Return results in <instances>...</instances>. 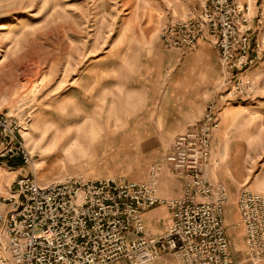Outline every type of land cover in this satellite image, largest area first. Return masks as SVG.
I'll list each match as a JSON object with an SVG mask.
<instances>
[{
  "label": "rangeland",
  "instance_id": "rangeland-1",
  "mask_svg": "<svg viewBox=\"0 0 264 264\" xmlns=\"http://www.w3.org/2000/svg\"><path fill=\"white\" fill-rule=\"evenodd\" d=\"M239 1L250 5L246 27L252 46L260 44L261 59L243 74L251 80L247 93L231 101L222 98L219 115L232 102L247 107L234 139L237 151L248 161L241 188L264 194V0ZM140 2L0 0V119L5 124L0 128V195H10L20 177L32 174L41 184L69 177L145 180L150 164L160 160L170 140L189 124L184 117L134 115L140 102L126 85L140 49L131 33L152 30L149 23L139 21ZM209 42L218 70L211 97L215 92L225 95L235 76L224 68L220 51ZM172 50L178 60L191 54ZM115 60L119 61L116 74L105 77V68L112 70ZM228 79L232 81L224 83ZM154 136L159 140H151ZM21 143L28 161L22 153L1 155ZM239 220L235 198L225 220L233 258L244 243Z\"/></svg>",
  "mask_w": 264,
  "mask_h": 264
},
{
  "label": "built area",
  "instance_id": "built-area-1",
  "mask_svg": "<svg viewBox=\"0 0 264 264\" xmlns=\"http://www.w3.org/2000/svg\"><path fill=\"white\" fill-rule=\"evenodd\" d=\"M249 12L250 5L239 0H199L162 26L160 40L171 49L194 51L202 38H209L224 68L233 72L234 86L225 95L214 93L203 116L175 137L166 158L150 164L145 180L69 177L41 184L35 174L20 177L15 191L0 195V264H111L123 259L149 264L165 253L173 254L177 264H238L225 226L231 197L215 178L220 162L213 156L212 140L220 130V100L246 94L251 80L243 74L261 59L260 44L252 46L246 27ZM21 153L28 161L22 143L1 155ZM166 164L184 181L182 194L170 199L159 196ZM157 205L170 211L161 235L152 234L143 220ZM237 207L248 259L264 261V194L242 187Z\"/></svg>",
  "mask_w": 264,
  "mask_h": 264
},
{
  "label": "crops",
  "instance_id": "crops-1",
  "mask_svg": "<svg viewBox=\"0 0 264 264\" xmlns=\"http://www.w3.org/2000/svg\"><path fill=\"white\" fill-rule=\"evenodd\" d=\"M139 5V21L149 23L152 30L135 29L131 33V36L138 38L136 43L140 49L134 54V71L128 77L129 85H126L129 86L130 93L133 91V99L140 102L134 115L184 117L185 124H190L192 120L203 116L207 102L218 85V70L211 59L214 48L205 37L199 41L196 51H191V54L178 60V56H174L175 51L160 41L159 31L165 23L198 6L199 0H141ZM116 60L112 70L105 68V77L116 74L119 62ZM158 105L160 110L155 108ZM246 112L247 107L241 102H232L223 107L219 115L221 128L212 140L213 156L221 163L215 172V178L228 187L231 201L238 198L241 185L248 176L247 158L237 151V142L234 140L235 135L240 132V121ZM153 132L159 133L156 129ZM156 139L159 140L157 136L151 138L153 141ZM174 140L175 138L170 140L166 153L160 158L161 161L171 152ZM183 188L184 181L172 175L170 165L166 164L161 176L159 196L166 199L175 198L182 194ZM230 205L231 203L226 207L225 220ZM143 220L152 234L161 235L170 221V211L166 205H157L144 213ZM240 229L244 243L237 258L243 264H250L246 261L248 256L244 230L241 226ZM237 258L234 256L236 261ZM149 264H177V261L173 254L165 253Z\"/></svg>",
  "mask_w": 264,
  "mask_h": 264
}]
</instances>
